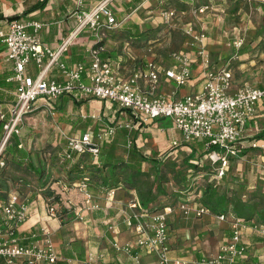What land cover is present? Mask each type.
<instances>
[{
	"label": "built area",
	"instance_id": "1",
	"mask_svg": "<svg viewBox=\"0 0 264 264\" xmlns=\"http://www.w3.org/2000/svg\"><path fill=\"white\" fill-rule=\"evenodd\" d=\"M86 1H92L87 9ZM112 2L113 0H77V28L58 50H52L41 43L40 33L44 28L42 23L14 20L0 29V41L6 46V60L14 66L12 80L17 83V101L11 108L10 118L5 120L4 114L0 117L4 122V137L0 144V169L5 165L4 153L8 141L13 135L20 134L24 117L36 110L37 103L42 106L43 102L55 104L60 98L76 93L116 104L131 112V121L109 124L103 122L104 125L94 136L90 132L76 136L62 131L61 134L67 141L66 159H72L73 153H89L97 159L100 145L110 141L118 131L131 132L157 119H170L174 121L182 137V141L176 140L172 146L176 148L182 143H203L204 150L209 155L208 159L213 165H217V179H221L226 174L230 159L239 155L238 147L243 146L246 127L254 120L258 104L264 100V84H245L232 94V72L225 68L212 67L211 56L207 51V35L197 32L192 25L184 31L189 39L187 47L190 48V53L175 54L177 67L174 71H165V75L173 80L178 88H183L192 78L193 64L199 61L204 71V82L200 91L175 100L157 95L162 73L154 64L149 65L146 73L120 78L114 73L113 64L101 58L107 51L105 45L95 47L123 26L110 8ZM209 9V6L196 8L193 9V14L203 15ZM161 17L168 23L176 18V12L166 10L161 12ZM84 32L90 33L96 41V45L89 51L90 66L87 67L84 63L70 66L61 62L60 58L71 41ZM242 46L243 40L235 43L236 49ZM31 65L38 70L35 75L28 73ZM55 66L59 68L63 81L50 78L49 73ZM142 78L148 81L149 93L139 88ZM132 144L133 141L129 140L128 147ZM251 147L260 148L257 143H253ZM78 190L83 197L81 212L103 210L101 203L107 208L115 205L128 208L124 221L128 229H133L137 239L129 244L113 240L112 247L120 254L131 257L134 264H143L139 250L155 255L158 264H235L247 254L243 243L244 231L251 229L264 234V226L232 217V237L227 244L222 245L217 256L195 261L177 259L171 256L169 217L178 208L186 218H200L209 213L207 208L201 204L192 208L188 201H181L177 208L169 206L161 212L143 215L136 201H129L125 205L117 200L115 190L102 197H94L85 183H81ZM53 200V197L46 200L48 215L52 219H58L59 204ZM67 203L73 205L69 200ZM80 211H75L78 219H82ZM2 212L0 258L5 264H55L59 260L49 227L33 231L29 238L32 240L31 245H24L18 236V228L29 219L30 207L26 198L14 193L4 203ZM218 219L225 221L227 216L220 215ZM109 231L112 235L115 234V226H110ZM102 259L103 255L89 252L81 264H101Z\"/></svg>",
	"mask_w": 264,
	"mask_h": 264
},
{
	"label": "crops",
	"instance_id": "2",
	"mask_svg": "<svg viewBox=\"0 0 264 264\" xmlns=\"http://www.w3.org/2000/svg\"><path fill=\"white\" fill-rule=\"evenodd\" d=\"M252 1L254 0H245L241 3H238V5H235L232 0H113L110 6L113 5L112 10L116 18L118 16L121 17L124 13L123 20L119 22H129L136 25L142 24L144 27H147V30L143 31L144 33L140 32L141 35L139 38L138 36L135 37V40L137 41L142 37L151 34L148 32L150 30V23L147 21L149 19H152L150 15L153 14L155 9L157 8L159 9L158 23L168 24V29L164 30V33L167 34L168 39L176 33L184 34L185 29H187L189 25H192L197 32L205 33L208 38L207 51L211 56L212 67L216 69L225 68L232 72L233 82L230 92L234 94L245 84H251L254 86L264 84V24L257 21L254 22V24L245 22V19L249 17V12L251 10L248 4L252 5L248 2ZM257 1L261 2L259 3L261 5H259L257 8L258 15L264 17V0ZM38 2H40V0ZM38 2L36 0H0V29L5 28L4 22L7 21L9 17L24 15L25 12L29 11V9H31V7ZM91 2L92 1H86L85 9L90 7ZM52 3L53 0H50L45 8H43L41 11L30 13L24 16L23 19L44 24V28L40 33L41 43H43L44 46L51 48L52 50H58V48L65 43L64 41H66V39H68L77 28L76 13L79 9L77 6V0H62L58 7L55 9L51 5ZM205 6L210 7V9L205 12V14H193V9ZM51 9L53 12L52 15L49 16L48 14ZM166 10H174L176 12V18L168 23L161 17V12ZM117 19L119 20V18ZM232 20H239V22L238 24H232ZM152 23L155 22L153 21ZM129 29H133V27L129 26ZM160 30L161 29H159V31ZM115 36L116 34L115 32H113L105 40V47L107 50L105 53L106 55L107 52L115 53L116 61H113V59L110 60L113 61L114 73L117 74V76H119L120 78L125 79L132 77L136 73H146L148 71L149 65L154 64L162 73L157 95H162L169 100H175L186 95H190L191 93H196L202 89L204 82V71L199 61L193 64L192 78L189 84L183 88H178L175 82L165 75V71H174V69L177 67V63L174 59L175 54H180L183 51L184 53H190V48H187V41L189 40L188 38L186 43L184 44L185 50L180 53H178L179 51L175 46H173L172 48L171 46L169 47L167 45H165V47L157 45V47L144 48L143 50H141V57H137V55L131 50L132 48L130 47V42L126 39L129 37H126L122 41L119 39L118 35L117 37ZM239 40H243V46L239 49H236L235 43H237V41ZM169 42H171V40H169ZM95 45L96 41L94 37L90 33L84 32L76 36L74 40L71 41V44L67 47V50L60 58L61 62L66 63L70 66H74L77 63H84L87 67H89L91 63L89 51ZM128 46L130 48H128ZM32 69L33 73L35 74V67L33 66ZM28 73L31 74L29 72V69ZM13 75V63L6 60V46L0 41V117L1 114H4L6 116L5 120H8L10 118L11 108L17 99V83L12 80V78L14 77ZM49 75L50 78L56 79L57 81L64 80L57 66L52 68ZM139 88L146 93L150 92L148 81L144 78L141 79ZM81 101H84V104L81 106L79 112L82 114V117L84 119L88 118L91 120L86 121L85 127L89 128H86L84 132H81L77 135H81L85 132L92 133L96 126L95 122L98 121L102 123L104 122L106 124L116 121H131V112L121 109L116 104L101 101L94 97L83 96L77 99L76 102ZM71 106L72 105L70 104L68 108H71ZM263 107L264 100H262L258 104L254 120L249 122L248 126L246 127L244 139L242 140L243 146L238 147L240 156L242 155L241 152L244 153V155H242L241 157V160L243 156L247 157L250 152H259L258 157H260L264 162V152L262 150L264 149V127L258 119L259 112ZM163 120L165 119H160L159 124L154 121L152 123L139 126L137 129H135V132L133 134L134 139H136L138 147L144 150L147 155L150 152L147 150V148L144 149L145 144L143 143L142 145H139V142L143 140V133L150 132L152 137L155 139L154 143L156 145V148L153 149V151H155L153 152V154L165 149H171V151L173 149L175 150L176 148L172 146V143L176 140L180 141V139H182L181 134L175 127L174 121L170 120L168 124L166 123L167 127H164L165 123L162 122ZM89 123H93V125L91 126ZM0 124L1 144V141L4 137V128L2 126L3 124L1 123V118ZM100 125L103 126V124ZM16 136L17 139H15L14 137L13 138L14 140H16V142L19 143L20 148H22L24 145L25 147H28V143L24 134L22 136ZM253 143H257L260 148L258 150H254V148L251 147ZM181 145L182 144L178 146ZM185 146H187V144ZM205 159L207 160L208 157H205ZM231 159L235 160L236 162L239 161L238 158ZM217 171L218 170L216 169V173ZM216 178L217 176L215 174V179ZM60 182V180L55 181L49 188L52 191H54L53 189L60 188L64 192L65 188L59 187L61 185ZM29 187V193L25 197L30 207L29 219L24 225L18 228V236L23 241L24 245H31L32 240H29V238L33 231H40L42 227L50 228L52 226L63 229V227L66 226L64 220L60 221V219H52L51 217H49L48 207L46 206L47 199L45 198V192L43 191L44 189L39 187L36 191H32V186L29 185L28 188ZM13 194L14 192H10L8 196L6 195L5 201L7 202L10 196ZM63 198V196L60 198L61 201H63ZM116 199L121 201L125 205H127L130 200L128 199L126 201L127 198L122 191L117 192ZM184 201L188 200L185 199ZM6 202L1 203L0 201V221L3 218L2 207ZM188 203L192 208L199 205L195 202L193 203L188 201ZM114 207H119L121 208V210L124 209L128 212L127 207L124 208L117 205ZM178 211L180 212L179 209ZM175 212H177V210ZM67 213H69V211H67ZM114 213L115 212L113 211L110 214V212L106 210L104 211V209L98 210L96 212L94 211L93 214L96 216H100V218H96L92 220V222H94V225H96L99 224V222H102L100 220H105V224H107L106 226H108V228L112 225L116 228V233L113 236L114 240L120 241L124 244L134 243L137 237L134 236L130 228L128 230V228L125 227L123 221L125 218V213L121 214L122 217L120 214L119 216L118 214H115L114 216ZM180 214L181 217L187 221H191L194 218L198 220L202 218H196L193 216L190 218H186L181 212ZM174 215L172 214V216ZM227 216L231 218L233 217L232 215ZM175 217H179V215ZM87 223H90V220H87L83 223H76V240L69 243L68 245H65V257L63 260L59 259L56 262L57 264H81V261L86 258V254L89 252L103 255V259L102 261H100L101 264H134L131 257L129 258L123 254H120L110 245H108L107 247L103 246V238L98 234L94 235L93 231L95 230H93L92 227L89 228L87 226ZM222 223L223 224H221L220 230L223 232L224 241L226 244L232 237V230L228 223ZM176 228L184 229V227L181 226H176ZM243 234V243L246 246L247 254L245 258L238 260L235 264H264V234H259L251 229L244 231ZM249 234L253 236L252 242H247L245 239V237ZM254 236L262 237L259 239L254 238ZM215 249H217L218 251L217 247H215ZM215 249L214 254L206 252L203 255V258H212L217 256L219 251L217 252ZM141 251L142 263L151 264L149 261L150 258L147 255L151 253H148L144 250ZM61 253L62 252H59V250L57 249V255L59 256L61 255ZM81 253L85 255L84 259L80 258ZM3 263V259L0 258V264Z\"/></svg>",
	"mask_w": 264,
	"mask_h": 264
},
{
	"label": "rangeland",
	"instance_id": "3",
	"mask_svg": "<svg viewBox=\"0 0 264 264\" xmlns=\"http://www.w3.org/2000/svg\"><path fill=\"white\" fill-rule=\"evenodd\" d=\"M37 2L39 0H36ZM62 0H53V3L51 4L53 8H57L58 5L61 3ZM252 5L248 6L250 7L249 17L245 19L246 23H253L254 22H261L264 24V17L258 15L257 8L259 5V1L254 0L252 2H248ZM264 7V6H263ZM52 8V7H51ZM52 8V9H53ZM111 9H113V5L110 6ZM52 9L49 12V16L52 15ZM159 9H155L153 14L150 16L152 19H149L147 22H149V34L148 36L142 37L140 40L134 42V44L130 43V47L132 48V52H134L137 57H141V50L147 47H157V45H161L165 47L173 46L176 47V49L179 51L178 53L185 50V43L187 41L185 35L183 33H176L173 34L172 37L169 39L167 38V34L164 33V30L168 29V24L165 23H158L159 20ZM47 16V17H49ZM155 23H152V22ZM251 21V22H250ZM146 22V23H147ZM238 21L232 20V24H238ZM77 23V21H76ZM140 32L146 31L147 27H144L142 24L139 25ZM142 29V31H141ZM159 29H161L159 31ZM140 32L137 35L138 38L140 37ZM144 33V32H143ZM169 33V32H168ZM171 40V42H169ZM128 46V48H130ZM184 53V51L182 52ZM32 65L29 66V72L33 75H35L38 70H36L35 74L33 73ZM40 104H36V110L33 112L28 113L22 122L23 128L20 130V136L24 134L28 147H25V145L22 147L23 149L29 153L30 158L33 160L35 165L42 171H44V174H46L47 183L55 182V181H61V185L59 187H64L65 191L63 192L60 188L59 189H53L54 192H58L57 194L60 195V197H64L62 203L59 205V218L60 215H65L64 210L69 211V216L65 215L63 219H60V221L64 220L66 223V226L63 227V229L58 227H50V230L52 232V239L54 240L57 249L59 252H62L61 255H59V259H64L65 257V245H68L69 243L76 240V229L78 222H86L87 220H90V223H87V226L90 228L92 227L94 232V235L98 234L101 236L103 246L107 247L110 245L112 247L113 243V235L109 231L107 224H105V220H100L102 222H99V224L94 225L95 223L92 222V220L96 218H100V216L94 215L92 211L90 212H81L80 208L83 207L82 201L83 197L82 195L75 190L73 186H65L66 175L61 172V164L59 162H55L57 153H61L63 150L67 148V142L64 140L61 132H65L68 135H77L81 132H84L87 127L86 121L87 119H84L82 117V114L79 111L72 110L71 108L67 109L66 115L63 116L61 113L53 114L49 112L46 108H40ZM87 113V111H86ZM85 115V114H84ZM87 116V115H86ZM259 122L264 127V107L259 112ZM98 120V119H96ZM160 119L155 120L158 124ZM99 123H102L98 121ZM162 122L165 123L164 127H167L168 122H170V119H165ZM167 123V124H166ZM64 124L65 127L62 126ZM91 126L93 123H89ZM264 130V128H263ZM143 140L139 142V145L145 144V148L150 152L148 155H152L153 149L156 148L155 145V139L152 137L151 133H143ZM16 136V135H14ZM147 139V141H146ZM153 139V140H152ZM11 140V139H10ZM182 141V139H180ZM195 144H198L200 142H194ZM185 143H182L181 146L176 147V149H165L160 150V152H156L155 155L161 156L164 155L166 157L167 165L165 167L167 174H166V181L162 184V187L165 191H168L172 194V200L164 199L165 202L173 203V195H177L176 192L181 190L182 187H179L178 185V179L186 176L189 180V188L185 190L182 194V201L185 199L189 202H193L195 200V203L201 204L203 202L204 192L205 189L212 185L216 189L215 191L217 194H224L226 192L229 193H235L236 195H240L243 200H248L250 198H260L261 200H264V162L263 160L258 157L259 152L257 153H249L247 157L242 158L240 154L236 157L239 159L238 162L235 160H230L229 167H228V173L229 177L227 178L226 183H222L221 179L217 178L216 176V167L217 165H213L211 161L208 159H201L200 160V167L198 169H191V166L195 165L197 163V157H199L201 154H203V149H201L196 155L193 160H191V154L187 146H185ZM27 148V149H26ZM257 149L254 150H258ZM264 152V149H262ZM172 152V153H171ZM5 159V165L0 169V195H2V198L0 197L1 203L6 200V195L8 196L10 192H14L15 194L18 193L22 195L24 198L29 193L28 190H30L29 185L32 186V191H36L39 187H42L40 184V179L36 176V174H33L32 171L25 169V168H17V166H14L15 164L12 163V159L10 156L4 154ZM190 160L188 163L187 161ZM246 160V161H245ZM236 162V163H235ZM12 163V164H11ZM191 164V165H189ZM145 171L148 172L149 178L148 182L150 184H155V191L158 189V186L161 184V180L156 176H158V173L156 170L151 168L150 164H145L144 167ZM183 186V185H182ZM183 189V188H182ZM63 193V194H62ZM164 193V192H163ZM244 194V197H243ZM71 201L73 205H68L67 201ZM169 200V201H167ZM81 201V202H80ZM175 204V203H174ZM1 205V204H0ZM102 206L104 211L110 212V214L114 211L115 214L121 215L122 213H125V218L128 214L127 211L124 209L121 210L119 207L112 206L111 208H107L106 205L102 203ZM116 206V205H115ZM118 206V205H117ZM120 206V205H119ZM123 207V206H120ZM205 207V206H204ZM119 208V209H118ZM125 208V207H124ZM1 210V208H0ZM121 210V211H120ZM177 212H175L173 215L169 217V233L171 236L170 240V246H171V256L179 258H184L185 260H193L197 259V256L204 255L206 252L214 254L215 247L218 248V251L222 247V245L225 244L224 241V235L223 232L220 230L222 222L228 223L230 227H232L233 219L231 217L227 216V219L225 221H221L218 219L219 214H213L209 211V213L202 218L198 219H192L194 221H187L184 220L181 217L180 212L178 211V208L176 209ZM71 211V212H70ZM81 212L80 216L82 219H78L77 215L75 213ZM98 210H95V212ZM179 217H175L178 216ZM122 217V215H121ZM124 218V220H125ZM123 220V221H124ZM243 220V219H241ZM245 220V219H244ZM246 221V220H245ZM247 222V221H246ZM101 223V224H100ZM94 226H92V225ZM126 228H128L125 224ZM259 225H264V223H260ZM176 226L184 227V229H177ZM107 227V228H106ZM129 230V229H128ZM132 233L135 235L133 229L130 228ZM232 230V229H231ZM262 237V236H261ZM256 237L254 238H261ZM247 242H252L253 236L250 234L245 237ZM120 242V241H119ZM121 243V242H120ZM124 244V243H121ZM220 245V246H219ZM217 251V249H215ZM217 251V252H218ZM141 254V250H139ZM220 252V251H219ZM216 253V252H215ZM142 255V254H141ZM150 258L149 261L151 264H158V260L155 255L153 254H147ZM218 255V254H217ZM127 257V256H126ZM173 257V258H174ZM213 258V257H212ZM210 258V259H212ZM264 261V259H263ZM57 264V263H55Z\"/></svg>",
	"mask_w": 264,
	"mask_h": 264
},
{
	"label": "trees",
	"instance_id": "4",
	"mask_svg": "<svg viewBox=\"0 0 264 264\" xmlns=\"http://www.w3.org/2000/svg\"><path fill=\"white\" fill-rule=\"evenodd\" d=\"M49 1L50 0H40V2L32 6L29 11L25 12L24 15L9 17L7 21L4 22V25H6L9 21L26 20L23 19L24 16L30 13L41 11L49 3ZM232 1L235 5H238V3H241L245 0ZM123 17L124 13L121 17L118 16L117 18H119V20H117L122 21ZM129 26H132L133 29H129ZM139 32V25L124 22L122 28L115 32V37H117L118 35L119 39L122 41L126 37H129L126 38L127 41H129L131 44H134L133 42L137 41L135 40V37H137ZM100 45H105V42L96 45L95 47L98 48ZM115 56L116 55L114 52H107V55L106 53H104L101 55V58H103L105 61H110L113 64V61H116ZM110 59H113V61H111ZM80 97H82L80 94L71 93L60 98V100H58L55 104L51 102H43V106L40 103L38 104H40V108L44 107L46 109H50L49 112L53 114L61 113L63 116H65L68 109L67 107L70 104L72 105V110L80 111L81 106L84 104V101L76 102ZM15 103L16 102H14V104ZM87 120L91 119L87 118ZM1 123L4 124L3 121H1ZM95 123L96 126L92 132L93 136L102 128L100 124H103L99 122ZM62 126L65 127L64 124H62ZM134 132L135 130L131 132L128 130L118 131L110 141L103 142L100 145V152L97 155V159L89 153H73L72 159H66L65 156L67 148L61 153H57L58 156L56 155L54 163L59 162V164H61V172L66 175L67 180V182H65V185L73 186L75 190L80 192L78 190V187L81 183H85L87 185V189L94 197L106 196L111 190H115L116 193L118 191H122L127 198L126 201L130 199L129 201H136V203L139 204V211L143 215L161 212L169 206L177 208L180 204L179 202L182 201L183 192H185V190L189 188L188 178L186 176L177 178V182L179 184L178 186L182 187L183 189L181 188V190L177 191V195H173V203L165 202L163 198H169V200H172V194L168 191H165L162 187V184L164 182H167L165 177L167 174V171L165 169L167 165L166 157H164V155H161L159 157L155 154L147 155L144 150L138 147L136 139H134L133 136ZM13 137L17 139V136L14 135L11 137V140L8 141L9 143L5 149L4 154L11 157L12 163H14V166H17V168H25L32 171L33 174H36V176L41 181L40 184L43 186L41 188L44 189L43 191L45 192V198L49 199L53 197V202L60 205V203H62L60 195L49 188L54 182L47 183V176L46 174H44V171H41L35 165L33 160L30 158L29 153L25 149L20 148L19 143L16 142ZM129 140L133 141L131 147H128ZM187 147L190 150L191 160H193V158H195L196 155L199 154L198 152L203 149L204 145L203 143H192L187 144ZM241 153L242 155H244L243 152ZM208 156V153H206L203 149V154L197 157V163L191 166V169H198L200 167V160L205 159V157ZM187 162L189 163L190 160H188ZM145 164H150L151 168L156 170L158 173V176H156V178L158 177L161 180V184L158 186V189H156V191L155 184H150L148 182L149 174L144 169ZM227 178L228 172H226L225 176L221 178V182L226 183ZM215 190L216 189L214 188V186L210 185L205 189L204 192L202 203H204L203 205L210 212L215 215L219 214L218 216L232 215L233 217L238 219H245L248 223L255 222L258 225L260 223H264V200H261L260 198H250L245 201L240 195L238 196L235 193L226 192L223 195H220L217 194ZM0 197L2 198V196ZM63 212H65V215H70L66 212V210H64ZM65 215H60V219H63ZM80 258L84 259L85 255L81 253ZM201 258H203V255L199 254L197 256V259ZM3 264H5V262Z\"/></svg>",
	"mask_w": 264,
	"mask_h": 264
}]
</instances>
